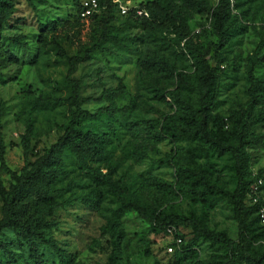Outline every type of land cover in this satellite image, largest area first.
Segmentation results:
<instances>
[{
    "label": "rangeland",
    "instance_id": "374dc122",
    "mask_svg": "<svg viewBox=\"0 0 264 264\" xmlns=\"http://www.w3.org/2000/svg\"><path fill=\"white\" fill-rule=\"evenodd\" d=\"M10 1L13 9L0 32V41L16 55L17 61L0 69V102L4 108L0 131L4 161L10 169L17 171L23 163L19 141L28 112L32 116L29 142L32 153H40L60 135L67 117L62 106L30 111L20 97L22 91L36 94L53 90L59 95L67 92L65 64L53 49L36 44L37 24L56 22L57 33L62 35L60 44L68 55H72L90 43L92 22L78 18L69 0H34L32 5L26 4L25 0ZM115 1L126 11L152 0ZM214 2L191 0L183 6L189 17L188 26L202 44L214 40L207 26V14ZM231 12L237 15L236 30L215 53L221 60V69L217 74L215 104L208 124L210 131L215 133L220 121H224L226 124L221 126L219 133L228 143L234 141L239 127L226 118L246 109V66L248 59L261 50L264 41V0H242ZM126 17V13H119L112 23L118 43L104 42L102 46L106 51L91 52L85 62L75 65L71 76L79 81V95L89 98L82 104L88 111L102 105L126 106L127 109L114 115L112 130L103 118L82 120L80 126L96 134H108L110 157H123L112 179L119 180L128 192L134 191L147 211L191 219L199 228L236 240L233 205L228 196L235 185L234 160L230 154L218 155L206 146L184 138L171 140L159 131L167 116L170 126H178L184 100L195 105V87L178 88L175 79L178 72L191 71L189 62L171 52L155 27L150 31L142 30L138 22L133 18L127 21ZM11 37H17L25 46L12 44ZM141 56L162 57L165 66L141 61ZM263 72L264 63L254 68L255 76ZM119 83L122 91L113 95ZM168 92H173L174 96ZM255 110L261 120L250 125L249 131L254 135L264 134V106ZM245 151L250 159V170L264 166V144L246 147ZM161 157H175L184 167L200 169L203 180L192 187L179 186L175 166L157 163ZM32 159L28 157V161ZM62 168L64 175L57 181V186L70 182L62 196L70 203L51 216L56 228L49 230L62 250V261L59 262L50 247L37 244V253L42 255L40 264H105L110 242L116 244L115 264H222V256L229 252L223 244L211 245L186 224L171 226V234L182 232L184 239L196 235L190 248L182 253L166 252L170 234L165 228L154 231L133 211L115 217L116 196L109 188L97 184L91 173L80 168L68 153L63 156ZM0 182L4 187L9 184L8 176L1 172ZM244 202L248 205L246 198ZM245 220L250 236L249 251H263L264 227H260L250 214L245 213ZM108 221L114 223L112 236L103 231ZM1 237L6 246L0 251V264H31L25 247L18 244L11 230H3ZM254 264L263 263L257 260Z\"/></svg>",
    "mask_w": 264,
    "mask_h": 264
},
{
    "label": "trees",
    "instance_id": "16d2710c",
    "mask_svg": "<svg viewBox=\"0 0 264 264\" xmlns=\"http://www.w3.org/2000/svg\"><path fill=\"white\" fill-rule=\"evenodd\" d=\"M32 1L34 0H25L28 5H32ZM35 1L43 2L44 0ZM69 1L78 17L76 12L79 7V0ZM180 1V3H163L161 0H152L128 9L121 15L126 13L127 21L133 18L142 30L150 31L155 27L162 39L166 40L171 52L174 55L179 54L189 62L191 71L178 72L175 74V79L178 88L195 87V105L193 106L184 100L181 104L178 126L175 128L170 126L168 123L170 117L167 116L160 125L159 131L171 140L184 138L189 141H196L218 155L230 154L234 160L235 185L228 196L233 205L232 210L237 229L236 240L225 235L214 234L205 228H199L191 219L180 218L175 215L161 216L156 210L147 211L134 191L128 192L119 180L112 179V175L122 164L123 157H110L108 134L104 132L96 134L80 126L82 120L103 118L106 120L109 129L112 130L114 115L123 113L127 109L126 106L109 107L102 105L94 111H88L82 107V104L89 98L79 95V81L71 76L75 65L85 62L91 52L106 51V48L102 46L104 42L118 43L119 41L113 31L112 24L119 14L116 1L97 0L100 9L97 13L91 14L88 19L92 22L90 28L91 41L89 44L81 46L75 54L68 55L62 48L60 44L62 35L57 33L56 22L37 24L36 44L41 48L53 49L55 55L65 64L64 79L68 84L67 92L59 95L53 90L36 94L31 91H22L20 97L28 105L30 111L62 106L67 111V117L60 135L40 153H32L29 146L32 116L28 112L19 141L23 163L17 171L10 169L4 161V145L0 131V172L7 175L9 179L7 187H4L0 182V251L4 250L6 246L1 237L2 232L8 229L16 236L18 244L25 247L31 264L42 262V255L38 254L36 250L37 244L50 247L58 257L59 262L62 261V250L49 234V230L56 228V222L50 219L51 216L70 203L67 198H62L70 187V182L64 186H57V181L64 175L63 156L68 153L80 168L91 173L97 184L109 188L116 196L118 205L113 210L115 217L126 211H133L138 218L147 221L154 231H160L167 226L186 224L193 227L196 235L204 236L211 245L223 244L229 249V252L222 256V264H236L238 262L254 264L257 260L264 264V250L256 253L249 251L250 236L245 213L252 215L260 227H264V224H260L255 215V205H247L244 202L248 185L253 179L251 177L252 170L249 166L250 159L245 149L246 147L264 144V134L254 135L249 131L250 125L261 120L255 109L264 106V72L259 76L254 75V68L264 63V41L261 44V50L255 52L248 59L246 66L244 75V92L247 97L246 109L240 114H231L226 118L234 121L239 127V132L234 141L228 143L223 140L219 133L221 126L226 124L224 121H220L215 133L210 131L208 124L210 112L215 104L217 74L221 69V60L217 59L215 53L216 50L221 49L227 38L234 35L237 15L231 10L235 9L242 0H215L207 14V26L214 40L205 44L198 40L196 33L188 26L189 17L183 6L189 4L191 0ZM12 9L13 5L10 0H0V32L12 13ZM136 11L145 12L146 15L138 14ZM9 41L15 45L25 46L18 42L17 37H11ZM140 59L165 66L162 57L141 56ZM16 61V55L0 41V69ZM1 81L2 76L0 74ZM121 91L122 85L119 83L113 95H118ZM169 95L174 96V93L171 92ZM3 112L4 108L0 102V129ZM30 156L33 159L28 161ZM156 162L175 166L174 174L179 186L189 185L192 187L204 178L200 169L184 167L175 157H161ZM93 166H99V168H93ZM100 169L103 171L100 172ZM262 175H264V166L255 170L256 177ZM107 223L103 227V231L112 236L114 223L113 221ZM175 234L181 238L182 242L171 252L172 254L187 251L197 237L193 234L191 238L184 239L182 232ZM110 244L111 249L106 255L105 264H115L116 261V244L115 242H110Z\"/></svg>",
    "mask_w": 264,
    "mask_h": 264
},
{
    "label": "built area",
    "instance_id": "2783aa9c",
    "mask_svg": "<svg viewBox=\"0 0 264 264\" xmlns=\"http://www.w3.org/2000/svg\"><path fill=\"white\" fill-rule=\"evenodd\" d=\"M118 12L123 14L125 9L117 4ZM100 9V6L97 0H79V7L77 10V15L81 20H88L91 14L97 13ZM138 14H145V12L136 11ZM252 181L249 183L245 198L249 205H255V215L260 224H264V175L256 177L255 170L251 171ZM165 230L170 234L169 241L165 247L166 252H173L177 248L182 240L176 234H171L172 227L167 226Z\"/></svg>",
    "mask_w": 264,
    "mask_h": 264
}]
</instances>
